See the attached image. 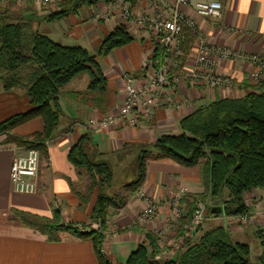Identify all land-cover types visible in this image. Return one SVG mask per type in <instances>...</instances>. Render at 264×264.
I'll return each instance as SVG.
<instances>
[{
	"label": "crops",
	"instance_id": "obj_1",
	"mask_svg": "<svg viewBox=\"0 0 264 264\" xmlns=\"http://www.w3.org/2000/svg\"><path fill=\"white\" fill-rule=\"evenodd\" d=\"M195 1L191 0L192 3ZM217 1L222 3V16L214 21L198 16L190 7L182 9V13L195 22V31H191L195 38L189 44L188 52L181 54L182 62H178V58H165L162 62L170 78L168 94L175 100L172 105L165 103L164 92L152 110L153 115H146L141 108L135 125L117 119L108 127L90 126V120L98 123L108 115H116L122 100L120 91L126 80L131 79L135 86H140L152 68H156L153 53L157 34L149 27L132 24L131 19L152 18L159 13L168 18L172 0H160L157 7L151 0H99L52 22L44 20L48 9L36 8L28 0L13 6L20 9V16L31 20L38 32L62 45H79L91 54L97 52L103 38L119 25L127 29L132 41L98 59L107 79L105 92L87 95V75L72 80L61 90L62 115L52 139L46 144V157L41 155L37 193L21 195L12 191V158L25 148L6 141V135H0V264H98L89 240L68 238L49 242L38 232L17 223L11 213L19 210L51 218L53 211L58 210L64 222L89 223L96 191L81 204L79 192L82 193L87 179L67 159L70 147L86 134L92 138L100 157L112 167L113 192L125 196L124 204L109 215L106 223L109 236H105L102 247L112 263H124L139 244L147 246L158 259H174L189 242L197 240L200 228L183 239L181 236L185 235L190 202L196 194L203 192L198 166L185 167L163 157L147 158L145 179L139 188L158 205V210L154 219L145 223L135 222L143 202L136 198L135 190H127L121 185L135 179V158L141 147L150 146L161 135L179 134L180 121L198 108L224 98H242L251 87L250 73L258 70L256 65L235 60L206 69L196 65V54L199 43L206 41L214 47L234 49L242 54L257 52L264 57V0ZM122 7L129 11V19L123 16ZM11 11L16 13L12 8ZM210 72L228 76L232 85L211 88L206 79ZM262 78L264 80V75ZM182 98L190 103L178 105ZM30 108L23 90L4 91L0 82V122ZM42 128L43 122L37 117L15 127L12 133L24 137ZM177 194L180 195L181 215L172 220L168 202ZM244 201L254 207L244 225L235 223L237 216L217 214L207 217V227H224L233 241L246 243L251 253L255 250L257 257L262 250L256 232L264 231V191L254 189L244 195ZM159 231L163 233L159 234Z\"/></svg>",
	"mask_w": 264,
	"mask_h": 264
},
{
	"label": "trees",
	"instance_id": "obj_2",
	"mask_svg": "<svg viewBox=\"0 0 264 264\" xmlns=\"http://www.w3.org/2000/svg\"><path fill=\"white\" fill-rule=\"evenodd\" d=\"M98 1L57 0V8L48 10L44 20L63 19ZM14 11L16 13L12 14L11 6L0 7V82L4 91L23 90L31 108L0 122V135H6V141L18 147L37 149L46 157V144L52 139L62 115L61 90L72 80L87 75V95L105 92L107 79L98 59L130 43L132 36L124 26H116L103 38L97 52L91 54L79 45L67 46L53 41L35 30L31 20L20 16V9ZM182 35L179 46L181 54L185 55L195 37L187 29ZM182 55L176 57L178 62L183 61ZM165 58L166 54L156 43L155 67ZM247 89L242 98H224L198 108L180 121L179 134L161 135L152 141L149 150H139L135 158L136 177L121 187L134 191L141 186L148 157L168 158L185 167L198 166L203 192L196 194L194 200L219 201L220 214L225 217L249 216L251 208L244 201V195L254 189L264 191V81ZM37 117L43 122L41 131L24 137L12 133L15 127ZM67 159L76 170L85 171L89 177L87 195L79 198L81 204L96 191L89 224H80L81 228H77L73 223L62 221L58 210L53 211L51 218L19 210L11 213L17 223L38 232L49 242L68 238L89 240L98 264H114L102 253L104 231L110 208H121L125 196L113 192L112 167L100 157L88 134L79 137L70 147ZM211 208L208 216H216ZM193 210L189 211L188 222ZM92 224H97L98 228H92ZM256 236L262 250L254 261L246 243L233 241L224 227L217 226L189 242L177 258L158 259L147 246L139 244L122 264H264V231L258 230Z\"/></svg>",
	"mask_w": 264,
	"mask_h": 264
},
{
	"label": "built area",
	"instance_id": "obj_3",
	"mask_svg": "<svg viewBox=\"0 0 264 264\" xmlns=\"http://www.w3.org/2000/svg\"><path fill=\"white\" fill-rule=\"evenodd\" d=\"M12 0H0L1 3H7ZM23 1V0H15ZM33 4L38 6H46L51 0H31ZM160 0H152V4L157 6ZM190 7L200 17L208 20H218L222 16V3L217 0H172V5L169 7V17L163 18L162 13L155 17H140L131 19L132 24H137L151 28L157 34V43L166 54V59L176 58L181 55L180 40L184 29L195 31V22L187 15L182 13V9ZM125 18H130L129 11L124 7L121 8ZM217 53L224 60L231 59L232 61L244 57L245 54L231 51L227 48H216L209 45L206 41H201L197 48L196 64L206 69L213 66V62L209 61V56ZM228 58V59H227ZM250 63L255 64L260 62L259 69L256 72L250 73L252 80H260L264 74V58L260 57L257 52L247 56ZM207 82L211 86H221L230 81L229 78L216 76L214 73L207 74ZM170 78L167 67L164 64L157 68H152L151 74L140 86H135L131 79H127L121 88V105L118 113L108 115L101 119L98 123L90 120V126L99 125L108 127L115 123L117 119L127 121L133 126L139 116V109L145 110L148 115L152 109L158 104V98L164 92L170 91ZM167 103H173L170 96L165 97ZM187 99H185L186 101ZM178 104V103H177ZM180 105V103L178 104ZM41 155L37 149L25 148L22 153L15 154L12 158L10 166V183L12 191L21 195H33L38 191V173ZM183 191V190H182ZM138 200L143 202V206L135 218L136 223H145L151 221L156 216V204L149 198L147 193L139 188L135 192ZM171 209L170 217L172 220L177 219L181 215L180 195H174L168 202ZM206 204L201 201H196L191 220L185 224V235L200 228L204 221L207 220L208 211ZM238 221L245 222L247 217H238ZM162 234V231L158 232Z\"/></svg>",
	"mask_w": 264,
	"mask_h": 264
},
{
	"label": "rangeland",
	"instance_id": "obj_4",
	"mask_svg": "<svg viewBox=\"0 0 264 264\" xmlns=\"http://www.w3.org/2000/svg\"><path fill=\"white\" fill-rule=\"evenodd\" d=\"M28 1H30L31 3H32V5H34L36 8H46V9H48L49 11L52 9V8H57V4H56V0H51L46 6H38V5H35V4H33V2L31 1V0H28ZM21 1H15V0H12V1H10V2H7V3H4V4H0V7H4V8H8L9 6H11V8L14 10V7L13 6H16V4H18V3H20ZM151 2H152V0H151ZM30 3V4H31ZM154 6V5H153ZM155 7H157V6H155ZM162 9H160V11H161ZM209 45H210V43H209ZM216 48H220V47H216ZM227 49H229V48H227ZM229 50H231V51H234V52H236V50H234V49H229ZM253 54V53H252ZM258 54V53H257ZM248 55H250V54H245L244 55V57H242V58H238L237 60H243V61H245V62H248V60H247V56ZM261 58H262V56L260 55V54H258ZM264 58V57H263ZM172 59H174V58H172ZM209 61L210 62H213V66L214 67H217L220 63H222V62H230V61H232L231 59H229V60H224V59H222V58H220L219 57V55L217 54V53H213V54H211L210 56H209ZM228 59V58H227ZM235 61V60H234ZM250 63V62H249ZM250 64H253V63H250ZM197 65V64H196ZM254 65H256V67H258V69H259V65H260V62L258 61V62H256ZM264 75V74H263ZM216 76H221L222 78H228V76H226V75H222V74H217L216 73ZM230 79V78H229ZM250 80H251V82H253L252 83V85H254V84H256V83H258L260 80H252L251 79V77H250ZM262 80H263V78H262ZM264 81V80H263ZM210 85V84H209ZM232 85V81L230 80L229 82H227L226 84H222L221 86H211V88H223L224 86H231ZM167 96H170L171 97V95H169L168 94V92H167V95H166V97ZM165 98V97H164ZM185 99L186 98H182L180 101H178L181 105L183 104V105H187V104H189L190 103V101L187 99L186 101H185ZM171 100L173 101L174 99L171 97ZM175 101V100H174ZM173 101V102H174ZM168 102V101H167ZM166 102V100H165V103H167ZM167 104H171L172 105V103H167ZM155 108V107H154ZM153 108V109H154ZM152 109V110H153ZM151 115H153V112H151L150 114H148V116H151ZM141 149H148L149 150V147H141L139 150H141ZM82 174H83V176H85L86 177V179H87V182H86V185H85V188L83 189V191H82V193H80L79 192V197H85L86 195H87V192H88V186H89V177H88V175H87V173L85 172V171H80ZM139 189V187L135 190V192L137 191ZM108 192H109V190H108ZM110 193H112V191L110 192ZM195 204H196V200H192L191 202H190V208L191 209H194L195 208ZM206 206H207V208H209V207H214V206H220V202L219 201H217V200H209V201H207L206 203ZM249 207H251V206H249ZM252 208H254L253 206L251 207V209ZM116 208H113V207H111L110 208V213H109V215L110 214H112V212L115 210ZM157 210H158V205H156V214H157ZM194 211V210H193ZM193 213V212H192ZM170 215V214H169ZM211 217V216H210ZM248 217V216H247ZM0 219H1V216H0ZM149 222V221H148ZM246 222V221H245ZM245 222H242L241 220L240 221H238V219H237V221H235V223L237 224V223H240L241 225H244V223ZM71 223V222H70ZM74 225H75V227H77V228H81V225L79 224V223H73ZM89 224V223H88ZM207 224H209V222H207V221H204L203 222V225H201L200 226V235H199V237L204 233V232H206L207 230H209L208 229V227H207ZM92 226V228H94V229H97L98 227H97V224H92L91 225ZM106 227H107V224H106ZM101 232H102V230H100ZM108 229L106 228L105 229V231H104V236H109L108 235ZM198 237V238H199ZM197 238V239H198ZM103 243H104V241H103ZM102 246H103V244H102ZM102 253L104 254V251H103V247H102ZM251 260L252 261H254V259L256 258V253H255V250L253 249V251H252V253H251Z\"/></svg>",
	"mask_w": 264,
	"mask_h": 264
},
{
	"label": "water",
	"instance_id": "obj_5",
	"mask_svg": "<svg viewBox=\"0 0 264 264\" xmlns=\"http://www.w3.org/2000/svg\"><path fill=\"white\" fill-rule=\"evenodd\" d=\"M211 212L215 214H220L221 209L218 206H214L211 208Z\"/></svg>",
	"mask_w": 264,
	"mask_h": 264
}]
</instances>
